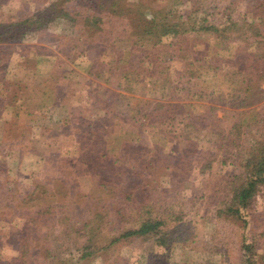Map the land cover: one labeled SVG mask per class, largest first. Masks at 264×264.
Wrapping results in <instances>:
<instances>
[{
    "label": "trees",
    "instance_id": "obj_1",
    "mask_svg": "<svg viewBox=\"0 0 264 264\" xmlns=\"http://www.w3.org/2000/svg\"><path fill=\"white\" fill-rule=\"evenodd\" d=\"M160 1L172 6L162 3L155 8L152 0H33L35 7L23 17L0 21V43L54 23L79 25L80 43L72 49L78 54L84 50L92 53L98 45L97 54H90L92 66L108 61L111 77L119 72L118 79L123 76L125 83L145 76L158 81L155 85L162 93L157 98L134 99L133 106L131 98L119 96L120 117H109L110 91H105L104 97L95 91L85 95L97 104L90 116L85 115L89 104L58 109L54 125L70 124L85 135L102 138L104 150L98 159L80 158L77 162L84 172L91 166L93 171H103L97 186L108 189V202L103 206L87 199L76 185L77 177L71 181L58 175L62 185L66 182L59 198L48 195L37 181L34 188L42 198L34 215L14 216L1 226L0 251L7 246L15 256L8 262L0 259V264H264V223L257 228L252 217L256 200L264 202V137H255L247 145L243 140L245 133L255 128L259 117L255 108L263 101L264 2L246 0L253 12L235 13L236 3L242 0ZM221 4L231 13L215 22L214 13ZM3 15L0 12V17ZM118 23H122V34L114 31ZM200 36L205 39V49L184 47ZM89 42L92 45L87 46ZM116 43L124 47L116 48ZM127 46L137 49L134 62L127 58ZM177 60L182 62L178 72L183 82H178L171 68ZM127 68L132 71L127 73ZM87 72L92 78L101 76L99 71ZM71 75L60 73L57 78L53 73V83L69 80ZM102 83L119 87L112 79ZM1 89L6 87L0 88L3 96ZM38 102L26 96L24 100L7 97L0 104H6L7 109L11 106L6 114L24 121L39 108ZM192 103L201 104L203 110L186 111ZM39 115L33 125L43 132L52 125H48L50 119L40 121ZM143 134L148 145L139 144ZM172 144L182 149L169 166L166 153ZM155 147L166 153H157ZM199 152L204 154V162L192 172L187 160ZM213 165L233 170L222 179L223 198L212 199L198 217L214 226L209 236L212 242L198 244L184 230L191 219L179 197L189 178L202 181L205 190L215 187L209 180ZM84 172L79 175L86 177ZM31 192L0 190V203L13 209L21 202L19 196L29 197ZM15 223L19 229L9 232ZM227 226L238 230L234 243L238 256L231 263L224 243H214ZM10 235L13 241H8Z\"/></svg>",
    "mask_w": 264,
    "mask_h": 264
},
{
    "label": "rangeland",
    "instance_id": "obj_2",
    "mask_svg": "<svg viewBox=\"0 0 264 264\" xmlns=\"http://www.w3.org/2000/svg\"><path fill=\"white\" fill-rule=\"evenodd\" d=\"M128 1L133 2L134 0ZM259 1L264 2V0ZM152 2L155 3V8H160V4L162 3L167 7L172 6L165 1L159 0V4H157V0H152ZM225 5L221 4L220 7L216 8V13H214L217 16L215 17V22L230 15L231 12H227ZM236 5L235 13L253 12L252 6H250L252 4H248L246 0L239 1ZM34 7L33 0H0V12L4 14L0 17V21L6 22L16 17H23L25 13H29ZM180 7L179 5L178 8L181 9ZM262 10L264 11V5ZM18 20L19 18L16 21ZM114 31L116 34H122L124 31L122 23L114 25ZM81 34L82 31L79 25L72 26L71 24L54 23L38 31L27 33L22 38L14 36L0 43V88L6 87V90L1 89L3 96H0V101L5 100L7 97L24 100L26 96H32V98L39 101V108L35 112H32L30 119L24 121H19L12 114H6V110H10L11 106L9 107L10 109H7L6 104H0V190L3 192H17L21 190L24 195L27 191L32 190L29 197L19 196L21 197V202L13 206V209L10 207L7 209L4 203H0V229L4 222L13 221L15 219L14 216L32 217L34 215L42 198L39 191L34 188V183H37V181L44 187L48 195L59 198L65 187L63 185L66 184L65 182L62 185L58 181L59 174L63 179L70 178L71 181L77 177L78 181H75L77 182L76 185L83 191L87 199L95 200L103 206L108 202V189H101L97 186V183L103 178V171L100 169L93 171L91 166L90 171L84 172L82 170L85 168H82L81 164L77 162L80 158H84L85 161L88 159H98L104 150L102 138L85 135L81 130L78 131L72 128L70 124L54 125L55 121H57V114L61 111L58 110L59 108L63 109L67 106H76L77 104H89L85 110V115L90 116L92 111L96 109L97 104L95 99L91 98L94 101L93 106L90 103L92 100L89 98L87 100L85 95L95 91L104 97L106 96L105 91H110L112 96L107 95L110 102L108 107L109 117L112 114L113 116L120 117L122 110L116 101L117 99L119 101V96L131 98V105L133 106L135 104L134 99L157 98L162 94L157 91L159 87L155 85L158 81L154 80L152 82L153 79L150 80L142 76L136 77L135 81L124 83L123 76L118 79L120 74L116 75L119 72L115 73L114 71L115 76L111 77L107 70L109 66L108 61L102 62L99 67L95 64L92 66L91 58L92 55L97 54L98 45L94 44L96 49L92 53L84 50V52L78 54L72 49L73 45L80 43ZM109 41H111V38ZM116 41L117 39L115 38L114 43ZM204 41V37L200 36L197 41L193 39L191 43H188L189 45H184V47L200 51L202 48L205 49L203 45ZM121 42L127 45L126 41ZM210 42L214 43V40L210 39ZM88 45H92L91 42ZM113 46L116 48L124 47V45H120L119 43L113 44ZM127 48L130 50L127 58L134 62L136 57L133 53L137 49H132L129 46ZM181 63L179 60L171 63V68L178 75H174L178 78V82H183V80L179 79V75L181 76L179 73L181 71ZM97 68L98 70H96ZM126 70L128 73L132 71V68H127ZM87 71L91 73L99 71L101 76L99 79L89 77ZM53 73H57V78L60 73L62 75L68 73L69 76L72 73L74 74L71 75L72 79L65 80L62 78L53 83ZM9 79L12 81L11 83H8ZM107 79H112L115 82L114 85H119V87L102 83ZM39 80H42V82H39ZM159 85H161V82H159ZM262 89L263 101L255 108L259 113V117L254 124L255 128L249 132L247 131L244 135L243 140L246 145L248 143L252 144L253 141L250 140H254L255 137H258V140L264 137V86ZM35 95H39L40 97H36ZM78 97L80 100H78ZM104 105L105 103L101 106ZM189 105H193V107H187L186 111L191 112L192 109L193 112L199 113L203 110L199 106L201 105L199 103ZM218 107L226 108L225 105ZM97 112H101V110ZM38 115L40 116V121H48L50 119V124L48 125L52 126L41 132L37 126L33 125V122L38 119ZM216 115L220 116V113L218 112ZM99 116H101L100 113ZM107 117L106 115L104 118L107 119ZM44 124L46 123L44 122ZM138 141L140 145H148L147 137L144 134L141 135ZM175 146V144H172V150H168L167 153L163 152L159 147H155L157 153H166L169 156V166L174 165L172 159L178 157L182 149L181 145L177 148ZM204 158V154L199 152L195 153L193 158L187 160L192 172L195 171L197 165ZM47 161L52 162V165H48V167L44 165ZM51 170H54L56 173H50ZM232 170L231 167L219 170L213 165L211 168L212 176L209 180H211V184H216L215 187L212 186L210 191L208 189L205 190L202 181L196 182L189 178V184L181 191L179 198L183 202L184 207H186V211H188L187 217L191 219V221L187 222L189 226H185L184 230L191 236H194L196 239L195 243L206 242L209 244L212 242L209 236L213 235L214 226L206 221H199L198 217L203 214V207L212 202V199L215 197L217 200L223 198L222 179L230 174ZM81 171L88 175L86 174V177H84V174V176L79 175V173H82ZM62 173L63 176H61ZM204 178L206 176L202 179ZM214 191L217 192L213 194ZM22 201L24 205H20ZM252 210V217L258 222L257 228H260V223H264V202L257 199ZM19 227L15 223V227H9V232L14 233ZM236 233H238V230L235 227L227 226L220 231L217 239L214 240L217 246L224 243V253L227 254L230 263L236 260L238 256V251L234 244ZM3 235L4 233L0 230V240L3 239ZM226 237H230V240H227ZM12 239L14 240V236H8V241H13ZM0 255L2 263L8 262L15 256V251L12 248L4 246L1 248ZM200 255L203 256L204 253ZM73 261H76V259H73Z\"/></svg>",
    "mask_w": 264,
    "mask_h": 264
}]
</instances>
